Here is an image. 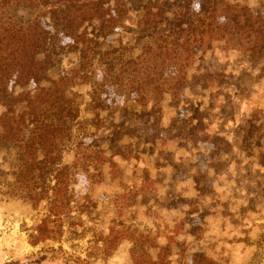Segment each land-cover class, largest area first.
Here are the masks:
<instances>
[{"label": "trees", "instance_id": "obj_1", "mask_svg": "<svg viewBox=\"0 0 264 264\" xmlns=\"http://www.w3.org/2000/svg\"><path fill=\"white\" fill-rule=\"evenodd\" d=\"M248 1L0 0V195L33 208L44 205L31 242L63 234L62 217L71 207L78 172L99 181L107 167L116 177L120 167L114 156L129 153L122 137L133 127L121 122L109 123L108 148L95 143L104 125L100 111L110 105L105 85L118 87L123 101L155 105L168 92L178 99L186 86L217 87L218 73L190 70L219 48L259 59L264 12ZM94 24L96 30L89 33ZM123 29L135 32L136 53L110 38ZM66 53H73L75 60L68 68L59 67ZM96 60L103 61L104 80L92 77ZM83 84L89 85L88 111L74 90ZM69 148L73 161L66 163L63 155ZM135 193L116 196L118 213L134 203ZM100 237L104 257L128 240L131 264H170L166 246L135 225L113 223Z\"/></svg>", "mask_w": 264, "mask_h": 264}, {"label": "rangeland", "instance_id": "obj_2", "mask_svg": "<svg viewBox=\"0 0 264 264\" xmlns=\"http://www.w3.org/2000/svg\"><path fill=\"white\" fill-rule=\"evenodd\" d=\"M248 2L264 12V0ZM135 36L123 29L110 38L132 49ZM74 60L66 53L59 67ZM203 69L218 73L221 83L204 90L186 86L178 99L168 92L158 105L123 101L118 87L105 85L110 105L100 111L104 125L95 143L109 147L112 121L133 127L122 137L129 153L113 158L119 174L112 177L104 167L98 181L78 172L71 207L62 217L63 234L36 244L30 234L36 233L44 205L33 208L0 195V264H131L128 240L108 257L101 253V234L120 222L155 235L164 252H171L170 264H264V47L257 61L215 49L190 72ZM104 74L103 61L96 60L93 79L104 80ZM74 90L88 111L89 85ZM63 161H73L72 149ZM128 190L137 192L135 201L118 213L116 196Z\"/></svg>", "mask_w": 264, "mask_h": 264}]
</instances>
